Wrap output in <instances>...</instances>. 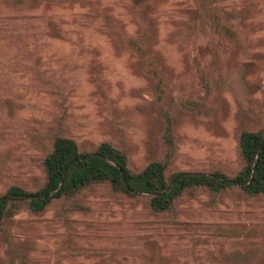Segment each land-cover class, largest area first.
<instances>
[{"label": "rangeland", "instance_id": "374dc122", "mask_svg": "<svg viewBox=\"0 0 264 264\" xmlns=\"http://www.w3.org/2000/svg\"><path fill=\"white\" fill-rule=\"evenodd\" d=\"M139 7L137 18L130 0H0V194L41 186L58 135L88 151L112 142L139 171L166 154L162 109L172 171L239 168L237 135L264 108V0ZM216 14L236 46L212 31ZM141 37L161 95L130 47ZM190 100L200 107L183 112ZM0 264H264V203L206 194L162 216L142 198L81 195L6 224Z\"/></svg>", "mask_w": 264, "mask_h": 264}, {"label": "trees", "instance_id": "16d2710c", "mask_svg": "<svg viewBox=\"0 0 264 264\" xmlns=\"http://www.w3.org/2000/svg\"><path fill=\"white\" fill-rule=\"evenodd\" d=\"M130 1L137 7L138 18L141 0ZM211 29L224 43L236 46L240 42L241 36L218 14L212 18ZM130 47L161 95L163 81L146 52L144 37L135 39ZM182 107L183 112L189 113L200 105L190 100ZM162 114L165 122L162 140L166 154L148 162L139 171L131 170L126 151L112 142H102L88 151L80 149L71 138L54 137L42 161L41 186L28 190L11 185L0 194V235H4L5 225L23 211L39 215L53 204H67L86 194L104 193L107 198L120 202L142 198L151 213L162 216L173 215L180 201L206 194L213 198L238 194L247 201L264 203V108L259 113L258 128L242 130L237 135L240 165L232 174L222 169L209 173L172 171L169 167L174 148L172 117L165 109ZM69 207L74 206L70 204Z\"/></svg>", "mask_w": 264, "mask_h": 264}, {"label": "water", "instance_id": "95a60500", "mask_svg": "<svg viewBox=\"0 0 264 264\" xmlns=\"http://www.w3.org/2000/svg\"><path fill=\"white\" fill-rule=\"evenodd\" d=\"M262 142H263V140H262Z\"/></svg>", "mask_w": 264, "mask_h": 264}]
</instances>
